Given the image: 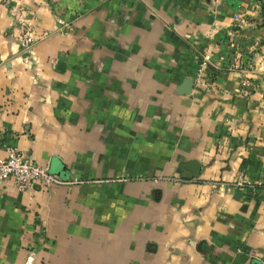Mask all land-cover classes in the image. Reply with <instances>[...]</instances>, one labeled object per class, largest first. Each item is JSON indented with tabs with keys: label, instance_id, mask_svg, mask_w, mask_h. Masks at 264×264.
<instances>
[{
	"label": "crops",
	"instance_id": "obj_1",
	"mask_svg": "<svg viewBox=\"0 0 264 264\" xmlns=\"http://www.w3.org/2000/svg\"><path fill=\"white\" fill-rule=\"evenodd\" d=\"M6 145L67 183L0 179V264H264V0H0Z\"/></svg>",
	"mask_w": 264,
	"mask_h": 264
},
{
	"label": "built area",
	"instance_id": "obj_2",
	"mask_svg": "<svg viewBox=\"0 0 264 264\" xmlns=\"http://www.w3.org/2000/svg\"><path fill=\"white\" fill-rule=\"evenodd\" d=\"M249 2H255L257 0H248ZM15 19L18 23V36L17 40L22 48L26 52H32V44L36 39L32 35L30 25L22 17V9L18 8L16 11ZM234 21V26L239 28L241 24V18L234 14L232 16ZM56 31L64 33L69 30V23L63 21L60 18L55 19ZM46 32L41 33V37L45 36ZM40 38V37H39ZM210 62L207 54H202L200 56V66L206 65ZM233 67H236L237 64L234 63ZM214 67H218L217 62L213 64ZM229 69L231 66L228 67ZM4 157L0 158V179L6 177H11L14 182V186L17 190H28L33 185H38L42 189H48L50 186L61 185L67 183L60 179L57 175L50 173L46 166L38 165L34 163L28 156L19 152L14 146L6 145L4 146ZM69 183V182H68ZM233 185L238 187H245L249 191L253 192L255 190V184L251 183L248 179L244 178L241 173H238L233 179ZM33 261V254L28 253L23 261V264H31Z\"/></svg>",
	"mask_w": 264,
	"mask_h": 264
},
{
	"label": "water",
	"instance_id": "obj_3",
	"mask_svg": "<svg viewBox=\"0 0 264 264\" xmlns=\"http://www.w3.org/2000/svg\"><path fill=\"white\" fill-rule=\"evenodd\" d=\"M192 88V80L190 78H183L178 89L181 93L183 94H188ZM181 166H183L185 169H181V176L182 178H192V177H197L198 176V171H199V165L195 161H189L186 163H183ZM189 172H187V170Z\"/></svg>",
	"mask_w": 264,
	"mask_h": 264
},
{
	"label": "rangeland",
	"instance_id": "obj_4",
	"mask_svg": "<svg viewBox=\"0 0 264 264\" xmlns=\"http://www.w3.org/2000/svg\"><path fill=\"white\" fill-rule=\"evenodd\" d=\"M69 25H70V24H69ZM69 30H71V29L69 28ZM69 30H68V31H69ZM29 53L31 54L32 52H28V54H29ZM54 62H55V60H54L53 58L50 59V63H51V64H54ZM217 64H218V68H220L221 63H220V62H217ZM198 66H199V67H202V66H200V63H198ZM142 176H143V177H142ZM142 176H140V177L138 176L137 179H145V178H146V176H144V175H142ZM146 179H147V178H146ZM152 179H153L154 181H157V180H159V179H163V178H162V176H159V177L157 176L156 178H151V180H152ZM153 180H152V181H153Z\"/></svg>",
	"mask_w": 264,
	"mask_h": 264
}]
</instances>
